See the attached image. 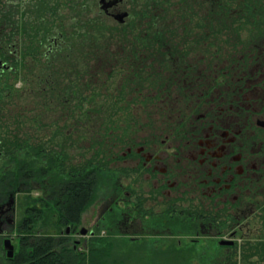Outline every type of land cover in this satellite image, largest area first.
Masks as SVG:
<instances>
[{
	"label": "flooded vegetation",
	"instance_id": "1",
	"mask_svg": "<svg viewBox=\"0 0 264 264\" xmlns=\"http://www.w3.org/2000/svg\"><path fill=\"white\" fill-rule=\"evenodd\" d=\"M3 1L18 7L27 2ZM33 1L44 5L43 0ZM46 1L52 5L56 0ZM58 2L61 13L63 9L73 12V2L82 6L85 49L74 50L61 43L64 36H72L68 32L72 26L65 23L62 32L49 33L51 28L43 24L33 48L42 61L53 63L39 65L34 82L45 93L44 85L57 82L55 61L82 51L90 71L86 77L90 83L98 82L85 87L90 94L94 87L98 93L105 90L98 97L85 96L87 118L123 119L128 126L94 128L99 129L103 151L85 154L79 164L71 155L61 154L63 166H58L57 145L46 144L33 170L25 164L31 138L22 129V166L18 186L12 191L9 154L4 149L0 152L4 166L0 172V264L14 260L25 239L19 233L25 222L29 229L35 225L39 235L50 227L53 233L49 236L66 239L81 253L99 238L101 225L135 227L144 220L168 227L183 221L187 227L201 228L202 234L191 240V247L209 237L220 249L235 253L258 237L264 228V0ZM42 37L47 38L43 41ZM17 48L6 46L4 50L6 54L30 51L25 44ZM44 67L51 74H45ZM66 70L65 77L72 76V70ZM44 99L60 102L62 97ZM95 102L104 105L95 110L90 106ZM109 105L114 108L112 113ZM112 134L119 137L105 144L109 143L105 136ZM39 135L33 140L39 142ZM90 169L99 176L98 194L104 188L113 194L110 206L88 230L80 227L85 211L79 223L59 219L57 185L59 173L63 179L66 174L85 181ZM30 182L38 185L37 194L29 189ZM31 200L33 207L28 206ZM17 210L21 217L14 220ZM59 227H65L60 234ZM142 233L139 229L131 236V243L144 240ZM128 236L125 232L121 237ZM169 237L157 235L148 242L154 245ZM7 241L14 248L12 258L5 249ZM221 242L232 245L220 246Z\"/></svg>",
	"mask_w": 264,
	"mask_h": 264
},
{
	"label": "trees",
	"instance_id": "2",
	"mask_svg": "<svg viewBox=\"0 0 264 264\" xmlns=\"http://www.w3.org/2000/svg\"><path fill=\"white\" fill-rule=\"evenodd\" d=\"M43 4V6H39L35 5L33 0H27L26 5H21L20 7L16 5L6 6L4 1L0 0V100L3 97L2 101L5 99H11L13 101L21 98V96H25L27 99L36 98L46 102L44 96L62 95V92H60L56 86L59 79H61L62 82L67 81L65 77L67 68L68 70H72H70L72 74L73 71L76 72V63L73 60V56L74 59L75 55L85 57L84 52L74 51L68 56V60H66V57H63L62 61H55L58 74L57 82L55 85H44L43 88L45 89V93L41 92L42 88L36 81L34 82L36 70H38L37 67L41 64L43 66L52 64L53 60H41V55L33 48V46L39 42L36 37H38L39 31L44 25L51 28L47 30V32L50 33L56 30L62 32L63 30L61 27L64 24L63 20H61L60 11L62 9L58 0L54 1L52 5H49L46 0H43ZM73 5L74 6L71 7L73 13L77 14V16L84 14L81 12V5L75 3ZM50 17L51 19H49ZM61 21L62 24H59ZM83 23L84 25L78 28L81 33L82 31L85 32V21ZM50 24L52 26H50ZM7 32H9V34H5ZM81 33L74 32L71 37L67 38L64 36L61 43L63 42V46L67 48L72 47L74 50H83L85 49V34L81 35ZM42 38L44 41L47 37ZM24 44L26 48L30 49L29 52L6 54L4 50L6 46L16 45L17 48L19 46L24 47ZM57 57H61V55H57ZM82 61L81 63H83L82 65L85 68V60ZM3 65L7 68H4ZM44 69L45 74H51L48 68L44 67ZM61 73L63 75H61ZM28 83L30 85H28ZM17 84L20 85V90L15 88ZM66 90L74 94L77 93L76 90H78V88L73 87L67 89L66 87ZM8 136V133L6 135L4 132L0 134V150L4 149L9 154V191H12L18 186L16 181L18 179L20 167L22 166L19 159L21 141L15 135L10 139ZM45 145L46 143L40 141H28L25 164H27L29 169H34L36 165V156L39 151L44 149ZM61 154L64 157L66 156L58 152V166L62 165V159H64ZM90 170L85 181L82 179H70L66 174L65 176L67 179H63L60 177L61 173L58 174L57 186L59 187L58 195L61 203L59 219L61 221L70 224L79 223L83 212H86L95 202L99 189V176L93 172L94 170ZM75 171V169L72 170L73 173ZM28 206L33 207L34 201L31 200ZM41 219H45L44 213ZM28 226V223L25 222L22 224V229L19 228V233L24 235L25 239L11 264H132L131 259H133L134 256H140L141 262L149 258L150 260H147L148 262L145 264H149L150 261L152 264H157V257L159 256L165 257L161 264H173V262L174 264H188L189 260L192 259L187 257L186 261L182 260L179 262L184 254V250H175L171 245L167 252H164L163 255H159L161 253L160 250V253L155 251L156 248L149 242H144L142 246L137 247L131 245L128 241L117 244L114 241V237L94 239L85 252L81 253L74 250L66 239L49 236L43 232L39 235L35 231V225L30 229ZM241 248L242 247L238 250L236 249L233 255L214 264H241L243 257L240 255V252L242 249L245 253L244 260H249L251 256H256L258 254L262 255L264 253V246L262 244H257L256 246H250L248 248L244 246L242 249ZM187 251L188 253H192L194 250L189 249ZM144 256L148 258H144ZM244 264L251 263L244 262Z\"/></svg>",
	"mask_w": 264,
	"mask_h": 264
},
{
	"label": "rangeland",
	"instance_id": "3",
	"mask_svg": "<svg viewBox=\"0 0 264 264\" xmlns=\"http://www.w3.org/2000/svg\"><path fill=\"white\" fill-rule=\"evenodd\" d=\"M74 4V2H73ZM74 6V5H73ZM61 17L63 23L67 24V26L76 27L75 29H71L69 27L68 32L70 34H74V32L81 33L78 28L84 25L85 21V14H81V16H77V14L71 12H67L66 9H63L61 13ZM62 24V21L59 24ZM85 32L82 31L81 35H84ZM74 37V36H73ZM82 52V51H80ZM73 60L75 61L76 65V72L73 71L72 76L67 78V81H61L59 79L58 83L56 84L59 91L62 92V99L60 102H50V101H42L40 99H27L25 96H21L19 99L15 100H7L5 99L2 101L0 100V134L5 133V135L9 134V139L12 136H16L17 138L21 139L23 136L21 135V130H25L26 137L31 138L35 137L36 134H40L39 136L41 139L40 142L50 144L51 142L55 143L58 148L59 153H63L66 155H71L73 162L79 164L82 162V158L85 159V154L102 152L103 143L101 140V135L98 130H94V128H100L105 126L114 127L115 125L124 129V127L128 126L127 121L123 119L121 121H117L114 119H110L105 117L104 121H101V118L97 121L95 116L93 119L87 118L85 113V107L87 104L85 103V96L95 95L96 97L101 96L104 94L105 90L103 89L101 93L97 91V88L94 87L92 89V93L90 94L89 89L85 87L90 83V78H87L86 75L89 71L87 67H83L82 60H85V57L76 56L75 59L73 56ZM90 72V71H89ZM97 80V79H95ZM93 80V81H95ZM92 85L98 84V82L90 83ZM28 85H30L28 83ZM69 88L77 87V93L72 94L68 90ZM16 89L20 90V85L17 84L15 86ZM123 89V88H122ZM126 94V93H125ZM66 95L68 98L71 96L76 97L75 100H68L66 101L64 98ZM70 95V96H69ZM24 97V98H23ZM79 97L80 99H77ZM97 101V99H96ZM12 104H10V103ZM100 105H104L102 103H92L90 104L91 107H94L97 110ZM110 112L114 111V108H111ZM5 115V116H4ZM98 117V116H96ZM28 134V136H27ZM115 137H119L118 135H106L105 136V144H110L111 139ZM28 138V139H29ZM109 138V139H106ZM2 150H0L1 152ZM3 160L0 158V172L3 171ZM29 189L33 190V194L36 192V188L38 187L35 182H30L28 185ZM37 194V192H36ZM113 194L112 191H108V188H104L96 197L95 202L90 206V208L85 212L83 215V219L81 220V228L85 229H93L94 224L98 220V218L103 214L104 211L110 206V197ZM19 203V202H17ZM21 217V212L16 211L14 216V220H19ZM101 225V224H100ZM107 229H104V227ZM49 227V226H48ZM193 227V226H192ZM65 227L58 228V234L60 231L64 230ZM123 229V230H122ZM139 229L143 232L142 235L146 238L138 244L131 243L130 237L136 235L139 232ZM99 232V233H98ZM97 232L99 238H110L114 237V241L117 244H121L123 241H130L129 243L134 246H142L143 243H147L148 241H154L155 236L157 235H166L169 234L170 237L164 241H159L154 244L155 251L159 252V255H163L164 252L168 251V248L173 246L175 250H184V254L180 261H186L187 257L192 258L189 260L188 264H214L220 260L225 259L226 257L233 255V251H227L225 249H220L218 243L214 240L210 239L209 237H203L202 240L199 241L198 245L195 247H191V240L195 238L198 233L203 232L201 228H190L187 227L183 221H177L175 224L170 223V226H166L163 223L158 222H146L141 221L138 222L135 227L132 225L124 227L123 224L116 226L114 223L101 225L100 230ZM125 232L128 233L127 239L123 240L121 237ZM174 232L175 236L173 237L171 234ZM207 232V231H205ZM209 232V231H208ZM45 234L49 235L53 233V230L49 227L44 231ZM213 233V232H212ZM211 233V234H212ZM202 234V233H201ZM210 235V233H207ZM104 235V237L102 236ZM146 236H150L146 237ZM212 236V235H211ZM153 238V239H152ZM98 239V238H97ZM85 241L88 240V237L83 239ZM179 240L182 241V244L179 245ZM150 243V242H149ZM151 244V243H150ZM257 244H262L264 246V228L260 232L258 237H252L251 240L247 243H244L241 247H250L256 246ZM240 248V247H239ZM237 248V250L239 249ZM241 248V249H242ZM194 250L192 253H188L187 250ZM143 253V251H142ZM151 254V253H149ZM240 255L243 257L241 264L244 262L251 263V264H264V253L258 254L256 256H251L249 260H244L245 253L242 251ZM249 255V252H248ZM193 256V257H192ZM144 258H148L144 256ZM164 256L157 257V264H161L164 261ZM150 260L149 258L147 259ZM144 259L141 262L140 256H134L131 259L132 264H145L148 262ZM137 261V262H136ZM177 262V261H176ZM149 264H152L151 261ZM155 264V263H154ZM174 264V262H173Z\"/></svg>",
	"mask_w": 264,
	"mask_h": 264
},
{
	"label": "water",
	"instance_id": "4",
	"mask_svg": "<svg viewBox=\"0 0 264 264\" xmlns=\"http://www.w3.org/2000/svg\"><path fill=\"white\" fill-rule=\"evenodd\" d=\"M82 233H86V230H85V231H82ZM230 245H232V244H231V243H227V242H221V243H220V246H230ZM5 249H6V251L8 252V256H9L10 258H12L13 255H14V248L12 247L10 241H7V242L5 243Z\"/></svg>",
	"mask_w": 264,
	"mask_h": 264
}]
</instances>
